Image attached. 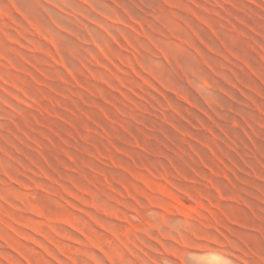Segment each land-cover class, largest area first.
I'll return each mask as SVG.
<instances>
[{
	"label": "rangeland",
	"instance_id": "374dc122",
	"mask_svg": "<svg viewBox=\"0 0 264 264\" xmlns=\"http://www.w3.org/2000/svg\"><path fill=\"white\" fill-rule=\"evenodd\" d=\"M0 264H264V0H0Z\"/></svg>",
	"mask_w": 264,
	"mask_h": 264
}]
</instances>
